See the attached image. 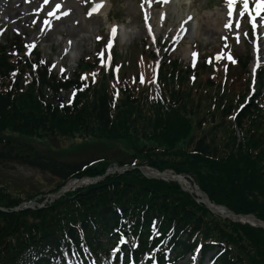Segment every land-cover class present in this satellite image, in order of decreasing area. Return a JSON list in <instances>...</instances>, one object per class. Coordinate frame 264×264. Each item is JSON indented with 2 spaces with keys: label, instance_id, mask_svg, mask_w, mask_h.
<instances>
[{
  "label": "trees",
  "instance_id": "1",
  "mask_svg": "<svg viewBox=\"0 0 264 264\" xmlns=\"http://www.w3.org/2000/svg\"><path fill=\"white\" fill-rule=\"evenodd\" d=\"M11 52L10 46H0V82L6 81L10 88L0 94V166L15 163L51 174L60 181L51 193L69 179L103 176L114 163L130 168L109 175L95 185L67 193L43 210L0 212V264H48L46 257L64 251L61 248L69 242L79 245L80 230L88 236L86 242L93 249H99L101 237L112 242L117 237L114 232H122L125 226L132 225L131 222L128 236L138 241V251L142 253L155 251L158 243L153 240L155 230L161 226L172 229L168 242L177 254L191 251L199 243L204 244V256L209 250L213 253L212 264H264V230L223 220L222 224L228 223L231 232L228 236L223 234V240L217 239L214 216L204 206L195 204L178 185L148 180L138 170L148 166L160 172L170 169L189 174L210 202L225 206L232 214H252L264 221V132L261 131L264 117L256 121L258 107L253 100L235 120L240 140L235 134V126L230 129L226 126L221 132L223 137L216 144L209 131L193 134L198 121L192 120V108L187 104L191 96L181 82L170 89L159 80L163 96L159 103L145 91L138 93L130 86L119 87L108 94L107 89L105 92L103 87L90 80L81 81L76 76L72 81L59 79L50 74L39 58L34 64L26 61L17 70L11 62ZM239 60L245 68L247 61ZM173 73L171 69L166 73L169 76L167 82L172 80ZM24 80L29 82L23 86ZM92 85L95 87L90 90ZM22 88L25 93L20 94ZM69 90H73L69 106L73 104L72 96L76 102L83 96L90 100L84 110L75 103V110L79 108L74 117L59 119L62 128L56 131L62 136L76 135L83 143L90 138H99L111 142L110 145L121 144L129 151L128 158L134 159L133 162L128 158V161L102 158L98 165H90L97 162V158L65 164L38 155L22 140L3 133L8 127L4 125L6 115L10 109L17 108L19 101L24 103L22 108L39 116L44 110H48L49 115L51 112L57 115L73 112L74 108L65 105V98L60 95ZM47 121L54 124L52 119ZM244 121V125L248 124L246 133ZM212 123L217 126L219 122ZM256 123L258 127L254 126ZM34 125L37 128L29 125L22 136H35L43 129L52 133L50 127L43 128L40 122ZM20 202L0 190L1 208L10 211ZM241 244L248 245L250 255L243 257L240 249L239 252L236 250V245ZM139 252H135L134 259ZM128 262L130 258L124 255L122 263Z\"/></svg>",
  "mask_w": 264,
  "mask_h": 264
},
{
  "label": "rangeland",
  "instance_id": "2",
  "mask_svg": "<svg viewBox=\"0 0 264 264\" xmlns=\"http://www.w3.org/2000/svg\"><path fill=\"white\" fill-rule=\"evenodd\" d=\"M216 4L212 0H168L167 3L161 0H4L0 10V44L20 36V40H13L9 44L13 47L11 62L17 70L22 68L20 65L26 56H33L34 59L37 54L41 62H50L53 65L54 74H60L64 70V75H70L77 63L82 61L83 68L79 75L84 76L86 81L90 80L96 86L103 87L105 92L107 89L108 94L119 87L130 86L131 90L134 89L138 93L143 90L150 95V88L145 90L146 84L142 80L148 79L153 72L150 62L146 59L148 53L145 46H148L149 53L152 51L155 54L154 60L159 66L169 53L171 58L166 59V65L158 69L156 80L165 82L170 89L177 87L179 82L186 87L191 96L187 104L192 108V120L198 121L193 134L198 135L201 130L209 131L217 144L223 137L221 132L226 130V126L230 129L237 125L235 120L240 116L241 110L249 106L252 99H259L258 110L255 111L256 121L264 117V79H260L261 70L264 69V37L261 40L259 61L262 68L253 75L255 71L252 61L247 69L236 64L237 53L245 58L251 55L249 25L244 17L240 19L243 10L241 2L237 4L238 9L234 10L237 12H232L231 16L228 15V9L219 8ZM98 5L100 7H97ZM253 5L254 2L251 3L252 9ZM253 12H256V4ZM262 16L264 12L257 17L260 19L258 23L262 27L261 31L264 32ZM236 29H239L237 34ZM70 43L73 45L72 51L76 53V61L71 63V53L65 51V46ZM25 45L26 49L23 48ZM109 48L112 50L109 51ZM215 50L219 51L218 55L208 58L207 63L202 65L203 55L212 54ZM95 51L100 57L106 54L110 58L111 55V59L117 63L115 71H108L96 63V60L92 61L96 55ZM196 57L199 61L197 68H194ZM153 68L156 69L155 66ZM170 69L174 72L173 78L167 82L169 76H166V73ZM165 76L167 79H164ZM177 76L181 78L180 81ZM28 82L24 80L22 85ZM151 82L152 79L147 83ZM94 87L92 85L89 89ZM9 90L6 81L0 82V94ZM20 92L25 93V89L22 88ZM72 98L73 104L67 106L74 108L73 112L62 115L52 112L49 115V111L44 110L39 116L36 112L22 108L23 102H17V108L10 109V113L6 115L4 125L8 127L3 133L18 138L16 140H22L36 154L65 164L97 158L99 160L95 165L102 162V158L110 161L126 160L130 154L121 144L110 145L111 142L99 138H90L83 143L76 135L62 136L56 131L62 128L59 119H72L75 111L82 106L84 110V105L90 100L83 96L76 102L74 96ZM75 103H79L76 110ZM184 108L186 110L187 105L184 104ZM53 114L55 115L52 116ZM50 119L54 124H49L47 120ZM214 121L216 124L219 122L217 126L212 123ZM36 122L43 124V128L50 127L49 131L52 133L43 129L38 135L23 137L22 134L29 125L37 128L34 125ZM242 124L245 133L248 132V124L244 125L245 121ZM254 126L258 127L257 123ZM234 130L237 134L236 126ZM261 131L264 132V127ZM33 132L31 129V133ZM242 135L244 137V134ZM239 136L237 135V139ZM131 161L134 159L129 160ZM165 172L171 170L165 169ZM58 182V178L49 173H41L35 167L15 163L0 166V190L22 202L29 201L32 197L39 199L44 192L53 190ZM189 186L193 188L194 183L190 182ZM194 202L197 203L195 200ZM213 216L217 226L215 237L223 240L221 236H228L231 228L228 223L222 224L224 218ZM235 239L237 240L236 237ZM242 245L244 244L236 245V250L239 252L240 249L243 257L250 255L248 245L245 244L243 249ZM208 257L209 255L204 261L205 264L208 263ZM180 264H184V261Z\"/></svg>",
  "mask_w": 264,
  "mask_h": 264
},
{
  "label": "snow or ice",
  "instance_id": "3",
  "mask_svg": "<svg viewBox=\"0 0 264 264\" xmlns=\"http://www.w3.org/2000/svg\"><path fill=\"white\" fill-rule=\"evenodd\" d=\"M163 3H167L168 0H161ZM243 6V11L241 12V15L244 13H248V15L251 17L253 26L255 27V22H256V16H260L262 12H264V0H256V12L255 15H252V13L249 11V0H240ZM237 4V0H228V7H229V12L228 15L231 16L233 10L235 9V5ZM97 7H100L98 5ZM57 8H59V5H57ZM67 15V13H65ZM191 19V17H189ZM261 19H264V17H261ZM226 27H230L231 25H225ZM115 33V29H113V34ZM231 59V57H229Z\"/></svg>",
  "mask_w": 264,
  "mask_h": 264
},
{
  "label": "water",
  "instance_id": "4",
  "mask_svg": "<svg viewBox=\"0 0 264 264\" xmlns=\"http://www.w3.org/2000/svg\"><path fill=\"white\" fill-rule=\"evenodd\" d=\"M206 201V204L209 206V204H208V201H207V199L205 200ZM226 214H229L228 212H226ZM230 215V217H232V218H236V219H246V220H248V221H251L253 224H257L258 226H260L261 228H264V223L263 222H260V221H258L257 219H255L254 217H252V216H245V217H240V216H233V215H231V214H229Z\"/></svg>",
  "mask_w": 264,
  "mask_h": 264
},
{
  "label": "bare ground",
  "instance_id": "5",
  "mask_svg": "<svg viewBox=\"0 0 264 264\" xmlns=\"http://www.w3.org/2000/svg\"><path fill=\"white\" fill-rule=\"evenodd\" d=\"M72 48H73V45H72L71 43H70V44H67V45L65 46V51L71 53L70 63L76 61V53H75V51H72ZM212 209H213V211H215V212L222 213V210H220V209H218V208H214V207H212Z\"/></svg>",
  "mask_w": 264,
  "mask_h": 264
}]
</instances>
